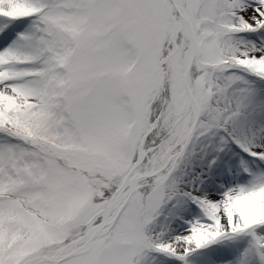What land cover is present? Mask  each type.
Instances as JSON below:
<instances>
[{
	"label": "snow or ice",
	"instance_id": "1",
	"mask_svg": "<svg viewBox=\"0 0 264 264\" xmlns=\"http://www.w3.org/2000/svg\"><path fill=\"white\" fill-rule=\"evenodd\" d=\"M0 264H264V0H0Z\"/></svg>",
	"mask_w": 264,
	"mask_h": 264
}]
</instances>
